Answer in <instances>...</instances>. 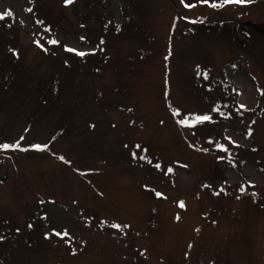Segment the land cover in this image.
<instances>
[{
  "label": "rangeland",
  "instance_id": "374dc122",
  "mask_svg": "<svg viewBox=\"0 0 264 264\" xmlns=\"http://www.w3.org/2000/svg\"><path fill=\"white\" fill-rule=\"evenodd\" d=\"M211 2L0 0V264H264V0Z\"/></svg>",
  "mask_w": 264,
  "mask_h": 264
},
{
  "label": "snow or ice",
  "instance_id": "6c2138e0",
  "mask_svg": "<svg viewBox=\"0 0 264 264\" xmlns=\"http://www.w3.org/2000/svg\"><path fill=\"white\" fill-rule=\"evenodd\" d=\"M73 2H74V0H64L65 5L72 4ZM199 2L200 3H204V4H208V3H210V0H199ZM252 2H253V0H221L220 3H216L213 0V2H211V6L212 7H223L226 4H245V3H252ZM185 6L186 7H195V5H188V4H186ZM28 11H31V9H28ZM11 15H12V13L10 11L7 12V13H4V14H0V19H4L5 16H11ZM81 39H83V37ZM35 43H37L38 46L43 47L42 45H40L39 41H35ZM48 43L56 44V43H58V41L53 39V40H49ZM101 43H103V41H101ZM66 50L70 51V52H74V53H76L77 55H79L81 57L87 55V53L80 52L77 49L66 48ZM165 59L167 60V57H165ZM241 107H243V105ZM209 119H210V117L206 116V115L205 116L195 117L196 121H206V120H209ZM185 122L186 121H183V120L181 121L182 124L185 123ZM249 135H251V131H249ZM21 139H23V137ZM31 147L36 149V150H45V149H47L48 146L47 145H32ZM137 147H139V146H137ZM9 148L18 149V148H20V144H19V142H16L15 144H0V149H9ZM143 158L144 157H141V159H143ZM60 159L63 160L64 158L60 157ZM157 167H159V165H157ZM168 171L171 172L172 169L169 168ZM221 191H223V189H221ZM241 191H243V188L241 189ZM159 195L160 194L157 193V196H159ZM216 195H219V192L216 193ZM179 206L181 208H184L185 207L184 202L183 201L179 202ZM113 227L119 228L121 226L120 225H113ZM124 227H127V226L125 225ZM56 235H58V236H67L68 233H67V231H65L63 233L57 232Z\"/></svg>",
  "mask_w": 264,
  "mask_h": 264
},
{
  "label": "trees",
  "instance_id": "16d2710c",
  "mask_svg": "<svg viewBox=\"0 0 264 264\" xmlns=\"http://www.w3.org/2000/svg\"><path fill=\"white\" fill-rule=\"evenodd\" d=\"M127 19H129V16H127ZM251 24L249 23H243V24H240L238 26V28H240L241 31H243L244 33H249L250 31H264V25L262 24H252L253 27L250 26ZM235 31H233V35L236 36V32L234 33Z\"/></svg>",
  "mask_w": 264,
  "mask_h": 264
}]
</instances>
